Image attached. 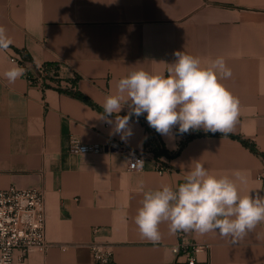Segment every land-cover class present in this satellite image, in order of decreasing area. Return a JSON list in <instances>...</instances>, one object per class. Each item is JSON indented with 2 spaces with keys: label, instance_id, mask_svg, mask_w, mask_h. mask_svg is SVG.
<instances>
[{
  "label": "crops",
  "instance_id": "obj_1",
  "mask_svg": "<svg viewBox=\"0 0 264 264\" xmlns=\"http://www.w3.org/2000/svg\"><path fill=\"white\" fill-rule=\"evenodd\" d=\"M0 25L12 40L0 51V188L45 189L46 238L54 243L24 258L16 250L14 264H188L172 251L180 240L210 245L194 264H264V222L236 242L218 232L180 238L165 222L152 243L134 221L141 183L144 191L176 188L196 162L217 176L242 170L249 182L238 184L240 194L264 196V0H0ZM18 51L30 70L48 63L57 77L45 88L25 77L9 84L3 73ZM177 51L205 66L225 59L232 76L220 82L240 101L232 131L179 135L177 126L174 139L156 132V140L145 113L130 118L126 140L113 135L100 118L105 97L133 71L166 75ZM128 113L126 104L119 115ZM72 136L104 150L72 154ZM111 139L144 152V169L129 170L126 152L107 147ZM159 144L169 155L164 173L154 163ZM91 242L108 244L111 261L97 262Z\"/></svg>",
  "mask_w": 264,
  "mask_h": 264
},
{
  "label": "clouds",
  "instance_id": "obj_2",
  "mask_svg": "<svg viewBox=\"0 0 264 264\" xmlns=\"http://www.w3.org/2000/svg\"><path fill=\"white\" fill-rule=\"evenodd\" d=\"M12 44L5 26L0 25V51ZM167 74L143 69L131 72L117 84L116 95H107L101 119L113 125V135L121 140L132 135L130 118L146 115L150 127L174 139L190 130L230 133L240 114V101L220 81L232 76L225 59L217 57L202 65L198 57L177 51ZM25 69L13 62L3 76L9 84L23 77ZM125 94L127 99H125ZM127 104L128 115L119 113ZM115 115V120L109 117ZM248 175L234 170L231 176H217L196 162L176 188L163 185L143 192L142 206L134 218L140 235L152 243L161 239L159 226L167 223L170 233L194 231L201 235L218 232L233 242L243 239L264 222V196L241 195L239 185H247Z\"/></svg>",
  "mask_w": 264,
  "mask_h": 264
},
{
  "label": "built area",
  "instance_id": "obj_3",
  "mask_svg": "<svg viewBox=\"0 0 264 264\" xmlns=\"http://www.w3.org/2000/svg\"><path fill=\"white\" fill-rule=\"evenodd\" d=\"M12 62L18 63L25 69V77L30 85L45 88L51 84V79L57 77L58 69L48 63H39L34 69L30 70L22 51H18L10 57ZM60 63V62H58ZM144 123L147 127L148 138L158 140L156 131L149 126L146 119ZM107 147H115L126 152L128 157L129 170H143L145 167V153L133 150L120 143L109 140ZM69 151L72 154L99 153L104 150L101 143H84L72 136L69 139ZM159 150L164 151L161 144ZM167 153L157 155L154 159L158 173L171 170V167L163 156ZM181 238L183 231L177 232ZM54 245L46 238V197L45 189L38 188H18L9 185L0 188V264H14L15 251L18 250L21 258H24L32 250L42 253ZM209 244L200 242L185 243L178 241L172 247V251L185 257L188 264L197 261V254L209 249ZM95 260L100 263H108L112 259V252L108 244L91 242L88 244Z\"/></svg>",
  "mask_w": 264,
  "mask_h": 264
},
{
  "label": "trees",
  "instance_id": "obj_4",
  "mask_svg": "<svg viewBox=\"0 0 264 264\" xmlns=\"http://www.w3.org/2000/svg\"><path fill=\"white\" fill-rule=\"evenodd\" d=\"M245 143H247L246 141H244Z\"/></svg>",
  "mask_w": 264,
  "mask_h": 264
}]
</instances>
